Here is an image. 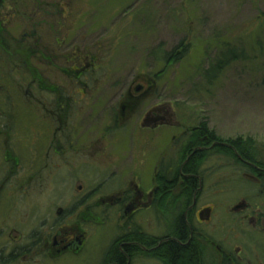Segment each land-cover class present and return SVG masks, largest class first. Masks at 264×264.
Masks as SVG:
<instances>
[{"label": "rangeland", "instance_id": "1", "mask_svg": "<svg viewBox=\"0 0 264 264\" xmlns=\"http://www.w3.org/2000/svg\"><path fill=\"white\" fill-rule=\"evenodd\" d=\"M64 7L65 16H48L46 27L33 28L18 18L9 26L10 34H0L15 48L10 49L11 54H19L12 65L7 59L10 54L0 48V125L14 126L16 138L28 136L30 129L33 136L37 125H59L55 115L44 112L40 105L39 92L48 88L79 92L67 109L66 124L115 125L119 103L128 90L135 89V79L142 76L145 82L139 83L148 89L149 81L153 87L149 98L125 124L129 132L134 130V142L125 143L123 140L131 141V137H121L120 132L110 139L121 148L132 143L134 152L144 155L148 182L157 154L166 153L172 136L179 138L193 125H209L213 137L218 135L227 145L240 138L252 139L264 161V0H66ZM57 41L62 43L60 47ZM32 43H37V50H29ZM224 43L242 50L245 58L233 62L209 83L205 72ZM20 44L24 49L18 48ZM167 53L181 59L167 63ZM77 56L82 57V67L75 64ZM28 66L40 76L42 86L32 83ZM78 74L84 75L79 81ZM153 107L164 110L158 114L164 118L160 125L164 121L163 125H183L184 129L175 133L164 129L157 140L152 136L155 132L140 127L145 111ZM27 125L32 127L28 130ZM94 128L90 136L101 144L95 149L99 160L105 130ZM207 166L213 170L206 175L198 206L213 207V213L204 229L225 250L232 249L229 242L234 236L233 248L241 250L243 262L264 264L263 186L230 155L214 157ZM87 171L93 175L104 172L98 166ZM60 180L56 179L57 189ZM93 180L98 185L102 182V178ZM75 191L68 188L66 195L74 196ZM102 192L91 200L94 206ZM243 200L252 206L248 211L234 212ZM96 211L103 213L99 208ZM143 220L147 231L154 223H159L160 233L168 230L166 214L158 222L152 212L145 213ZM88 225L97 238L111 233L105 225Z\"/></svg>", "mask_w": 264, "mask_h": 264}, {"label": "flooded vegetation", "instance_id": "2", "mask_svg": "<svg viewBox=\"0 0 264 264\" xmlns=\"http://www.w3.org/2000/svg\"><path fill=\"white\" fill-rule=\"evenodd\" d=\"M64 1L0 0V34H10L8 28L18 18L33 28L46 27L48 16H65ZM21 44L19 49L24 47ZM35 44H30L34 46L29 50H37ZM10 45L0 38L2 50L12 49ZM56 45L62 43L57 41ZM77 57L75 64L82 67V57ZM26 59L27 55L21 58ZM28 73L32 83L42 86V79L29 66ZM75 76L79 81L84 75ZM141 80L145 82L142 76L136 78L135 89L125 93L111 127L66 124L67 109L79 92L69 94L57 87L41 90L38 100L44 112L55 115L59 125H37L33 136L29 130L32 125H27L29 133L23 139L16 138L14 126L0 125V264H184L183 257H189L191 264H246L240 257L241 250L233 248L234 236L229 242L232 249L225 250L206 232L204 226L212 220L213 207L198 206L206 175L213 170L208 162L224 156V144L218 135L213 137L209 125H193L179 138L172 136L168 151L156 156L150 185L144 155L134 152V144L123 148L111 144L110 137L119 132L121 137H131V141L125 138V143L134 142V130L129 132L125 124L149 98L153 87L148 81L146 89ZM163 111L160 107L148 109L140 125L155 132L152 136L157 140L164 129L173 133L184 129L183 125H163L164 121L160 125L164 118L158 114ZM93 127L105 130L101 139L102 144L105 140L104 149L99 151L103 157L99 160L95 149L101 144L91 140ZM96 166L104 172L93 175L87 171ZM250 176L264 188L261 180ZM95 178H102V182L98 185ZM56 179L60 180L59 189ZM73 187L74 196L66 195ZM101 191L103 196L94 206L91 200L95 201ZM251 206L243 200L233 211H248ZM96 207L103 213L98 214ZM82 210L89 211L83 215ZM151 212L158 222L167 215L165 233L159 232V223H154L150 231L145 229L144 214ZM90 222L105 225L111 233L97 238L86 227Z\"/></svg>", "mask_w": 264, "mask_h": 264}, {"label": "trees", "instance_id": "3", "mask_svg": "<svg viewBox=\"0 0 264 264\" xmlns=\"http://www.w3.org/2000/svg\"><path fill=\"white\" fill-rule=\"evenodd\" d=\"M226 44L227 43H224V48L220 51L215 62L211 64L205 72V78L209 83L216 80L219 74L223 73L233 62H237L245 58V54L242 50H238L235 47H231ZM185 49H188V46L185 47L184 50ZM9 51L10 50H3V53L10 54L7 59H11L13 65L14 59H17L19 54L15 53V56H13L11 51ZM172 58L173 54H166L167 63L168 60L170 61V59L171 61L174 60L175 62L181 59L180 56H174V58ZM254 144L255 143L252 139L244 140L240 138L237 141L230 142L228 145L224 144L223 154L232 156L240 167H244L250 174L264 183V161L262 160ZM248 163L252 164V166L248 165ZM180 254V252L177 253V255ZM182 261L184 264H191L189 263V257H185V259L183 257Z\"/></svg>", "mask_w": 264, "mask_h": 264}]
</instances>
